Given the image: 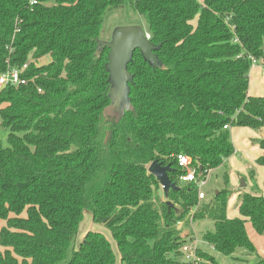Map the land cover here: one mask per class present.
<instances>
[{
  "label": "trees",
  "instance_id": "16d2710c",
  "mask_svg": "<svg viewBox=\"0 0 264 264\" xmlns=\"http://www.w3.org/2000/svg\"><path fill=\"white\" fill-rule=\"evenodd\" d=\"M122 6L145 17L163 66L135 51L121 116L99 43L105 16ZM253 58L264 61V0H0V73L28 64L29 80L0 91V264H194L178 229L191 218L214 221L202 239L215 251L256 253L247 224L264 236V196L241 188V217H229L228 167L223 186L200 200L178 163L190 156L206 179L237 153L226 125L263 131L264 96L249 94ZM255 141L264 150V137ZM155 160L180 186L167 196L149 172ZM86 211L110 230L120 261L94 231L68 258ZM198 256L220 264L203 248Z\"/></svg>",
  "mask_w": 264,
  "mask_h": 264
},
{
  "label": "rangeland",
  "instance_id": "374dc122",
  "mask_svg": "<svg viewBox=\"0 0 264 264\" xmlns=\"http://www.w3.org/2000/svg\"><path fill=\"white\" fill-rule=\"evenodd\" d=\"M125 25H141L145 30H147V22L143 15L136 12L130 6H122L118 9L108 12L107 15L105 16L102 31H101V40L109 41L112 37L114 28L118 26H125ZM50 60H51L50 56H45L39 60H36V63H38L39 65H42V64H46L50 62ZM256 73H257V70H253L251 74V77H252L251 79L253 81L251 82L252 83L251 91L252 93L261 92L264 96V82H261V81L259 82L257 80H254ZM262 134H261V138L263 137ZM7 137H8V131L4 128H0V139L2 140L5 146L8 145ZM255 143H257V141H255ZM246 166H248L251 169V163H247ZM227 167L229 169V173L231 174V171L233 170L229 162H227V166H222L221 168L211 171V173L212 172L213 173L212 174L210 173V175L207 177V183L203 188V190L206 193V197L203 198L202 200L210 199L214 195L215 191L221 188V186H223V173ZM249 168H246L245 173L241 174L240 176L238 175L237 171H233L236 177L238 176L236 178L237 179L236 181H239L237 186L234 189L236 190L238 189V191L239 190L241 191V188H245L252 192L254 191V184L256 183V181L252 180V177L249 172ZM242 178L245 179V182H246L245 187L241 186ZM238 204H239V196L230 208L231 213H233L235 208H238ZM188 228H190L189 230H191L190 232L194 236L198 237L200 245L204 247L206 250H208L209 253L214 255L220 264H254L260 259V256L264 257V236H259L258 234L252 235V238L254 240V243L257 249L256 253L251 255L246 249L241 248L235 256H227V255H223L209 248V246L206 245L207 243L202 239V235L206 230L214 229V221L206 219V220L193 222L192 219H189ZM90 231L100 232L104 234L110 240L113 246V249L115 251V254L117 256V259L118 261H120V253L117 248L116 241L113 239L110 230L107 229V227H105L102 224L95 223L93 221L92 214L90 211H86L84 214V218L80 225L79 232L73 239L72 244L68 249V258L72 256L73 252L78 248L79 243L84 239L85 235ZM234 257H237V258H234ZM201 263H206V262L202 260ZM63 264H66V262H64Z\"/></svg>",
  "mask_w": 264,
  "mask_h": 264
},
{
  "label": "water",
  "instance_id": "95a60500",
  "mask_svg": "<svg viewBox=\"0 0 264 264\" xmlns=\"http://www.w3.org/2000/svg\"><path fill=\"white\" fill-rule=\"evenodd\" d=\"M161 45H155L146 35L141 25H125L115 27L109 41L100 40L99 49L108 48V61L106 69L109 73L108 82L110 85V98L114 110L124 115L130 109V83L133 76L128 69L129 63L133 60L136 50H139L143 58L154 68H161L163 62L156 51ZM264 137V134H262ZM202 169V167H200ZM172 170L170 165H162L158 160L153 161L149 166V172L156 176L161 184L160 196H167L169 190L179 189L180 186L173 182L168 175ZM241 186L245 187V179H241ZM173 207L172 202H168Z\"/></svg>",
  "mask_w": 264,
  "mask_h": 264
},
{
  "label": "crops",
  "instance_id": "0c3cea01",
  "mask_svg": "<svg viewBox=\"0 0 264 264\" xmlns=\"http://www.w3.org/2000/svg\"><path fill=\"white\" fill-rule=\"evenodd\" d=\"M253 70H257L254 80H257L259 82L260 81L264 82V66L253 67L250 73L249 94L252 96H263L261 92L252 93L251 91L252 89L251 82H253L251 79L252 78L251 74ZM230 130H231L232 140L235 145L237 153L233 155L232 157H230L227 160V162H229L233 171L238 172L239 176L245 173L246 168H249L248 166H246L247 163H251V168L252 167L255 168V178H256V184L258 186L257 190H254L253 192H256V194L258 195L264 196V166L258 165L256 163V160L264 154V150L261 148V146L258 143H255V140H259L261 138V134L264 133V128L262 132H258L250 127H231ZM233 171H231V174H230V181L232 185H234L233 188H235L239 181H236L237 180L236 178L238 176L236 177ZM234 191L235 192L233 193V195L231 196L229 200L228 215L229 217H241V214L239 212V204H238V208H235L233 213H231L230 208L232 204L237 200L239 194L242 193V191L240 190L238 191V189L237 190L234 189ZM243 191L252 192L247 189H244ZM178 229H180L183 232L184 237L186 236V234L187 235L190 234L189 238L193 236V234L190 232L191 230H189L190 228H188L187 222H183L181 225H179ZM247 229H248L249 236L253 240L252 235L257 234V233L253 231L254 229L250 223L247 224ZM206 245L209 246V248L213 249V247L210 246L208 243ZM199 247L204 248L200 245V242H199ZM204 250L206 249L204 248ZM206 251L209 252L208 250Z\"/></svg>",
  "mask_w": 264,
  "mask_h": 264
},
{
  "label": "built area",
  "instance_id": "2783aa9c",
  "mask_svg": "<svg viewBox=\"0 0 264 264\" xmlns=\"http://www.w3.org/2000/svg\"><path fill=\"white\" fill-rule=\"evenodd\" d=\"M33 3H36V1H33ZM147 37L150 39V34L146 32ZM256 66H264V61L258 60L253 58V67ZM252 67V68H253ZM28 68V64H25L21 69L19 68H12L8 69L5 72L0 73V91L5 88L6 86H14L19 87L20 85H26L29 80L23 76L25 70ZM41 92L42 90L39 89ZM1 116H0V125H1ZM231 128L229 125L225 126V129ZM178 163L179 166L185 170L183 174L179 176V181L182 184L185 183H195V185L199 188V199L205 198L206 194L203 190L204 186L207 183L206 179H200L197 176V169L193 165V160L190 156L185 154L178 155ZM211 170L208 171L207 177L210 175ZM193 212V211H192ZM192 219V218H191ZM183 222H180L178 224L181 225ZM186 236H189L186 234ZM198 249H199V240L198 237L192 236L187 237V242H185L182 247L181 251L183 253L184 259L186 261L193 262L194 264H199L202 259L198 256Z\"/></svg>",
  "mask_w": 264,
  "mask_h": 264
}]
</instances>
